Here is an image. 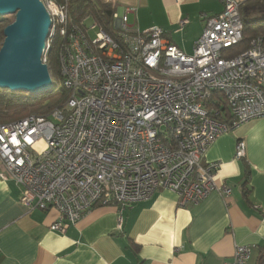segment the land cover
<instances>
[{"label": "built area", "instance_id": "obj_1", "mask_svg": "<svg viewBox=\"0 0 264 264\" xmlns=\"http://www.w3.org/2000/svg\"><path fill=\"white\" fill-rule=\"evenodd\" d=\"M41 1L51 19L42 61L51 38H60L68 97L48 116L0 123V178L20 186V201L29 210L56 209L50 229L64 232L108 203L119 208L120 228L122 211L158 189L174 192L180 207L212 191L228 195L213 180L219 163L201 159L220 135L264 118L263 39L226 56L243 38L241 1L220 0L219 13L201 15L191 54L160 27L131 29V6L114 8L111 34L94 21L73 23L66 0ZM244 155L239 140L234 157ZM252 248L237 245L230 264H246Z\"/></svg>", "mask_w": 264, "mask_h": 264}, {"label": "crops", "instance_id": "obj_2", "mask_svg": "<svg viewBox=\"0 0 264 264\" xmlns=\"http://www.w3.org/2000/svg\"><path fill=\"white\" fill-rule=\"evenodd\" d=\"M107 2L118 12L133 7L131 29L160 27L186 54L202 33L201 15L222 9L220 0ZM239 140L245 143L242 159L234 157ZM211 161L219 163L213 180L229 188L228 195L212 191L180 207L174 192L158 189L122 211L120 228L119 208L108 203L95 205L64 232L51 230L57 210H29L20 186L0 178V264H230L237 245L253 247L246 264H256L264 245V118L220 135L201 164Z\"/></svg>", "mask_w": 264, "mask_h": 264}, {"label": "trees", "instance_id": "obj_3", "mask_svg": "<svg viewBox=\"0 0 264 264\" xmlns=\"http://www.w3.org/2000/svg\"><path fill=\"white\" fill-rule=\"evenodd\" d=\"M60 1V0H58ZM73 23L82 25L90 17L99 27L113 34L112 13L114 8L107 1L101 0H66ZM260 7L264 12V0L241 1L240 13L243 22V38L235 46L229 47L227 57H233L246 50L252 39L261 37L264 42V17L252 18L250 12ZM13 15L0 17V46L3 41V29L12 22ZM61 39L51 38L47 53V66L51 73L53 86L47 91L30 94L0 88V123L21 119L28 115L48 116L55 108H61L68 97V89L63 85L59 69ZM220 99V96L217 95ZM256 264H264V245L260 249Z\"/></svg>", "mask_w": 264, "mask_h": 264}, {"label": "water", "instance_id": "obj_4", "mask_svg": "<svg viewBox=\"0 0 264 264\" xmlns=\"http://www.w3.org/2000/svg\"><path fill=\"white\" fill-rule=\"evenodd\" d=\"M13 15L3 29L0 88L37 94L53 86L42 61L51 19L41 0H0V17Z\"/></svg>", "mask_w": 264, "mask_h": 264}, {"label": "rangeland", "instance_id": "obj_5", "mask_svg": "<svg viewBox=\"0 0 264 264\" xmlns=\"http://www.w3.org/2000/svg\"><path fill=\"white\" fill-rule=\"evenodd\" d=\"M101 1H104L105 2L107 0H101ZM250 17H252V18L264 17V12L262 11V8L257 7L254 10H252L250 12ZM91 22H92V19L90 17L85 18L84 21H83V23L84 24H87V25H89ZM112 29L113 30H116L113 23H112ZM92 34H93V32H92Z\"/></svg>", "mask_w": 264, "mask_h": 264}]
</instances>
